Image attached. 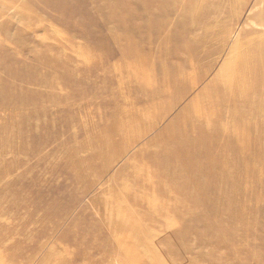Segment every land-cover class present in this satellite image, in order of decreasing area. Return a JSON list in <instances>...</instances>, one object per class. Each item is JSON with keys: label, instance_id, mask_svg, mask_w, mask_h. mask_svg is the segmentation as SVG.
<instances>
[{"label": "rangeland", "instance_id": "rangeland-1", "mask_svg": "<svg viewBox=\"0 0 264 264\" xmlns=\"http://www.w3.org/2000/svg\"><path fill=\"white\" fill-rule=\"evenodd\" d=\"M133 1L136 5L132 0H0V264H24L35 250L39 255L32 264H264V0H172L153 14L172 22L171 45L153 32L145 45L123 49L134 55L133 66L147 64V82L158 80L162 93V105L148 118L158 122V130L149 131L123 161L136 155L141 167V146L154 139L144 150L151 155L165 128L211 134H188L183 139L188 156L178 171L168 173L160 188L139 187L142 200L130 209L103 203L124 218L130 234L126 251L118 243L122 233L114 235L99 207L89 203L112 184L121 163L102 188L86 196L83 181L69 170L100 123L125 115L120 105L139 100L142 106L151 97L150 90L133 83L110 84L101 73L92 76V66L83 65L85 57L110 55L114 48L110 42L98 44V38L114 36L143 17L148 7L137 4L145 0ZM121 7L133 11L131 20ZM144 51L152 57L141 59ZM232 56L250 64L247 99L222 124L206 129L199 121L188 123L193 112L187 106L214 108L198 95L211 91ZM111 57L107 64L121 58ZM172 64L176 73L164 81ZM124 96L126 103L120 102ZM159 114L164 118L158 120ZM47 204L56 208L48 215L42 207ZM134 224L137 232L131 230ZM42 241L44 248L37 249ZM50 249L54 255L48 259ZM78 250L86 257L79 258Z\"/></svg>", "mask_w": 264, "mask_h": 264}, {"label": "bare ground", "instance_id": "bare-ground-1", "mask_svg": "<svg viewBox=\"0 0 264 264\" xmlns=\"http://www.w3.org/2000/svg\"><path fill=\"white\" fill-rule=\"evenodd\" d=\"M128 1L130 3V0ZM132 2L134 3L133 0ZM172 2L174 1L145 0L144 4L138 3L137 4L138 8L147 6L148 8H153L154 11H150V9L145 8L146 13L143 15L141 19L129 23L131 24L129 26H127L126 24L124 27H122V29L118 34L114 36L111 34L110 37L98 38L97 39L98 44L103 45L106 44L107 42L113 44L114 48L112 47V51L109 53L110 55L104 53L97 55L91 54L92 57L91 56L85 57L84 59L85 61H83L84 62L83 65H85V63L87 62L88 64H90V66H92V70H93L92 76H98L97 74L101 73L100 76H103L107 80H109L110 84L113 83V80L115 82L126 81L135 84L136 88L140 89L141 87L144 90L146 89L147 91L148 90L151 91V93L148 91V94L151 95L150 99L146 98L142 106L141 105L139 106L140 104V102H138L139 100L130 102L128 104L120 105L118 107V111L119 112L121 111V113L125 115L121 118L113 115V119L109 120L108 123L106 122H104L106 124L100 123L98 128L99 130L97 132H94L92 137L88 139L90 145L86 146L84 148V151H81V154H79L80 156L78 155L76 157L74 154L77 152L72 151L71 152L72 157H70L71 159H74L73 158L74 155L75 161L70 165L69 170L73 171L72 174L76 175V178L79 177L83 181L82 189L85 196L94 192L95 190L102 188L103 187V184H101L102 181L106 178L109 181V175L111 174L113 169H115V167L121 163L119 171L115 175H113L114 178L111 179L112 184L107 188H103V191L100 193V195L91 198L89 203L95 207L96 206L99 207L98 213L100 212L99 215L102 216V221L103 220L105 221V224L108 225L109 228H111V231L112 233H114V235L122 233L121 236H118L119 238L118 243L123 248L122 251H126L125 248L126 247L125 244L127 243L126 239L127 236L130 235L125 229L124 224H122L124 218L121 216V213H115L114 209H112V211H108L107 206H104L103 203L105 202L107 203V200H111L116 205H120L119 208L121 209L124 207L127 208V206L130 209L133 206V204H136L137 202L142 200V195L140 193L139 187L143 189L153 188V187L160 188L165 184V181L169 179L168 173L178 171V167L181 166L180 162L182 158L188 156L185 154L188 145H184L185 142H183V139H185L188 136V134L194 136L199 135L201 137L211 136V134H209L210 131L206 133L204 129L200 130V129H195L194 127L192 129H189L188 131H185L183 129L174 131L175 129L174 127L165 128L159 134L160 139L158 141V144L154 146V151L152 152L151 155L145 153L144 150L146 148H148L149 150L152 148L151 145H154L153 143L154 139L151 140L150 142L151 145L147 142H144V145L141 146V150L139 152L140 153L142 152L144 154L141 156L142 158L141 162H143L141 167L137 165L138 161L137 158H135L136 155H133L128 160L123 161L124 159L123 157L127 156L131 151V149H133V147L142 143V141L146 138V135L149 131L158 130V124H157L158 122L149 123L148 118L150 116L149 113H153L154 111L156 112L158 106L162 105L161 103L162 100H160L158 96V94L162 96L161 95L162 93L159 92V88L156 85L158 80L153 81L151 83L147 82V77L150 76V74L147 72L148 71L147 64L138 65L137 67L133 66V64L130 62V59L134 56L131 53V50L126 54H123L122 52L124 51L123 49L126 48L127 49H132L135 47L137 48L139 46L138 45L139 43L145 45V43L150 42L152 38H149L147 33L149 34L153 32L157 38L161 36H166L169 40V45H171V41L176 36L174 35L176 31L172 29L168 30L167 26H170L172 22L169 23L167 21L161 20L157 16L154 17L153 14L156 13V10L159 7L168 8L170 7V5L172 6L173 4ZM134 4L136 5V3ZM121 9L124 10L122 14L125 16L126 20L127 21L131 20L134 15L133 11L131 10L129 11L128 9H124L123 7H121ZM125 22L126 21H123L122 23ZM137 28H142L145 31L144 34L140 35L135 33L134 30L136 31ZM165 49L167 50V48ZM168 50L171 49L169 48ZM238 54L240 53L238 52ZM116 55L121 57L120 61L107 64L108 62H110L107 56L112 58L111 56H116ZM247 55H248V51H247ZM150 57H152V55L148 52H145V54L142 53V56L140 58L148 60V58ZM246 57H241V58H243L244 60V58ZM237 59L233 56L230 58V60L227 63L228 66L226 65V67L223 68L213 79L211 84L212 88L210 92L206 93L202 91L198 95V97L204 96L205 98L210 100V102L213 103L214 108L211 109V108L201 107V109H199V108H194L195 105L187 106L189 107L187 112L189 110L193 112V115L190 114L192 116H187L188 118H186L188 120V123H192V121L194 120L199 121L200 123H203L205 125L206 129H209L213 123L219 122L222 124L223 121L230 116L232 108L237 107L238 104H240V102L245 101L247 99L248 97L246 96L247 90L249 86H252L253 83L252 81H250V76L246 74L247 71L249 73L251 71L249 67L250 64L247 62V60L246 62L240 60L243 61L241 63ZM248 59L251 60L252 58H248ZM145 62L147 63V61ZM169 67L172 70H170L169 75L167 73L166 75L163 76L164 81H165L164 78H169L171 75H175L176 73L177 68L175 67V64L169 65ZM67 68L65 69L66 72H67ZM149 68H152V63L149 64ZM70 70H73L72 72L75 71V69L73 68ZM203 74L194 81V85L202 82V79L206 76L207 73L205 72ZM141 75L145 79L142 82L141 80H139L140 79L139 77ZM123 95H124V89L122 87V89L120 90V96ZM156 96L159 98L160 101L157 102L158 98ZM126 101L127 99H125V96L123 100L120 99V102L122 103H126ZM164 116L165 115L159 114L157 116V119L161 120L162 118H164ZM175 126L178 127L179 124ZM175 139L177 140L174 141ZM178 139H182V140L178 141ZM173 144L175 145L171 146ZM166 154H168V156H171L174 160L173 161L165 160L164 156ZM131 165L132 166L134 165V168L136 169L134 173L132 172ZM129 169L131 170L130 173H129ZM122 176L125 177L128 176V177H126V179H123ZM130 192H132L131 195H129ZM76 199H77L76 201H78L79 197H76ZM42 207L43 209H45L46 215H48L49 213H52V210L55 207V205L47 204L46 206H42ZM100 208H103V213ZM131 230L137 232L136 224L132 226ZM46 242L42 241V243H40L39 245L37 244L36 245V247H38L37 249L44 248ZM57 244L60 243L57 242L56 246ZM52 253L53 250L50 249V252L49 253L47 252L45 256L48 257V259H51V257L54 255ZM70 253L71 254L67 256L68 261L73 256L72 251H70ZM77 254L80 255L79 258L81 259L86 257L83 250H78ZM38 255H39V251L35 250V252L27 256L29 258L25 259L24 264H32V262L35 261L34 257L37 258Z\"/></svg>", "mask_w": 264, "mask_h": 264}]
</instances>
